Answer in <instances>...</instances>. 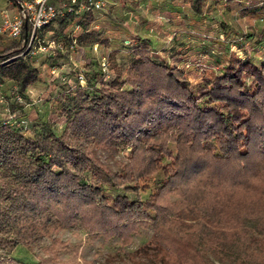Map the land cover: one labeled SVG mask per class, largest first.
<instances>
[{"label":"trees","instance_id":"1","mask_svg":"<svg viewBox=\"0 0 264 264\" xmlns=\"http://www.w3.org/2000/svg\"><path fill=\"white\" fill-rule=\"evenodd\" d=\"M88 16L80 19L82 26ZM63 20L72 22L76 17L67 15ZM27 30L17 53L26 51ZM145 65L158 71L160 82L136 84L130 92L116 82L103 92L96 108L81 110L94 125L97 138L124 137L131 144L126 174L112 173L90 148L74 149L54 135L56 154L50 159L34 143L25 142L18 155L10 156L12 174L0 185L1 249L29 246L37 237L76 226L77 221L86 230L113 231L134 213L155 210L157 215L151 220L157 236L129 255L132 264L226 260L252 264L259 258L264 264V152L254 149L253 143L254 117L264 112V66L258 69L239 59L228 63L223 75L204 82L197 98L178 70L150 62ZM11 66L6 71L16 68ZM245 73L254 78L249 92H244ZM203 100L210 106L202 107ZM150 127L157 129L151 136L156 143L146 139ZM169 141L178 145L175 173L165 174L156 191L142 202L140 191L149 188ZM86 172L93 173L95 183L84 181ZM123 187L137 199L112 191ZM174 187L188 219L173 212L163 216L166 212L155 208L157 198ZM53 243L50 258L39 264H52L56 249H66L58 240ZM0 264L12 262L2 258ZM67 264L94 263L74 260Z\"/></svg>","mask_w":264,"mask_h":264},{"label":"rangeland","instance_id":"2","mask_svg":"<svg viewBox=\"0 0 264 264\" xmlns=\"http://www.w3.org/2000/svg\"><path fill=\"white\" fill-rule=\"evenodd\" d=\"M1 10L16 14V1L0 0ZM62 19L43 30L40 41L23 53H17L23 37L12 39L0 34V57L7 56L0 62L4 69L0 71V185L12 174L10 156L18 155L25 142L34 143L48 159L54 157L53 135L74 149L90 148L106 169L125 175L131 144L124 137L97 138L94 125L81 110L96 108L103 92L116 82L127 92L136 84L160 82L158 71L145 63L181 72L197 98L204 82L223 75L228 63L239 59L258 69L264 66V0H106L103 10L89 12L83 26L80 19ZM52 40L57 42L55 50H46ZM10 65L20 68L6 71ZM16 70L20 72L15 74ZM244 77V92H249L254 78L248 73ZM206 101L200 102L204 108L210 106ZM254 126V149L264 152V112L254 117ZM156 130L146 129L148 142L155 141L152 137ZM165 146L167 153L157 164L149 188L140 191L142 202L156 191L165 174L175 173L178 145L169 141ZM84 181L95 183L93 173L86 172ZM112 191L137 199L124 187ZM178 193L176 187L168 188L157 198L154 203L161 210L158 212L164 210L163 216L178 213L184 219V204ZM134 214L113 231L86 230L77 221L76 226L37 237L29 246L19 245L13 251L0 248V260L39 264L50 258L53 242L58 240L66 249H56L52 264L74 260L132 264L129 255L150 245L157 236L151 220L157 211ZM262 262L259 258L252 264ZM216 263L236 264L229 260Z\"/></svg>","mask_w":264,"mask_h":264},{"label":"built area","instance_id":"3","mask_svg":"<svg viewBox=\"0 0 264 264\" xmlns=\"http://www.w3.org/2000/svg\"><path fill=\"white\" fill-rule=\"evenodd\" d=\"M18 6L16 14L9 10L0 11V34L12 39H21L24 29L25 46L31 49L34 43L40 41V32L48 25L67 15L81 19L91 11L103 10L106 0H15ZM78 29V27H77ZM57 42H47V49L54 51ZM43 50V46L41 47Z\"/></svg>","mask_w":264,"mask_h":264}]
</instances>
